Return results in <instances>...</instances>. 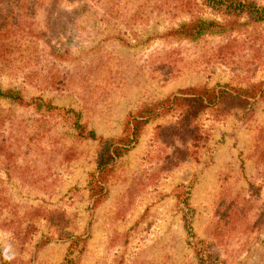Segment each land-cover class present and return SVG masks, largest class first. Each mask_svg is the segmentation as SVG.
<instances>
[{
    "label": "rangeland",
    "instance_id": "obj_1",
    "mask_svg": "<svg viewBox=\"0 0 264 264\" xmlns=\"http://www.w3.org/2000/svg\"><path fill=\"white\" fill-rule=\"evenodd\" d=\"M8 10L0 86L28 104L0 98V264H199L189 207L210 264H264V99L203 107L181 130L184 108L148 121L95 205L99 142L74 127L118 137L180 89L263 83L264 21L204 0H0ZM197 16L225 29L162 36Z\"/></svg>",
    "mask_w": 264,
    "mask_h": 264
},
{
    "label": "trees",
    "instance_id": "obj_2",
    "mask_svg": "<svg viewBox=\"0 0 264 264\" xmlns=\"http://www.w3.org/2000/svg\"><path fill=\"white\" fill-rule=\"evenodd\" d=\"M204 1L210 3L211 6L224 10L227 15L231 16L230 18L245 14L249 21H264V5L248 3L241 0ZM18 20V16H16L13 10H8L4 14H1L0 44L2 40L7 37L8 32H14L12 26L13 24H16ZM225 25L226 24L215 19H205L197 16L190 20L180 22L176 27H172L164 32L162 36L169 39H185L194 41L206 34L222 33L225 29ZM256 97H258L257 99H264V82L251 84L247 87H238L228 84L216 85L213 87H186L163 100L150 104H144L135 112L129 113L126 117L122 134L118 137L96 136L93 130H87L84 125L80 124L79 121L76 120L74 127L78 129V133L80 135L97 138L99 142L96 169L90 174L88 180V188L93 198V205L97 204L104 197L105 183L115 167L116 160L128 151L133 143L136 142L142 128L148 121L159 115L168 113L172 109L184 108L180 117L181 128L178 126L176 129H186L189 115L194 116L195 113L203 107L217 105L221 103V101H229L243 108H248L255 102L254 99ZM0 98L8 99L14 103L28 104V102H26L22 97L20 91L10 88H2L1 86ZM34 105L38 110H41L43 107L49 110H51V108H55L51 107L49 102L42 101L41 99L34 102ZM187 199L188 196L185 197V201H187ZM191 219L192 209L189 207L185 216L187 243L193 248L199 264H210L214 262V258H211V253H207L209 244H206V241L203 239H194Z\"/></svg>",
    "mask_w": 264,
    "mask_h": 264
}]
</instances>
